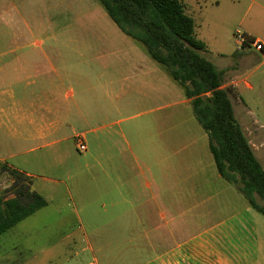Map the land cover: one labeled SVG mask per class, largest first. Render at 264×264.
Listing matches in <instances>:
<instances>
[{"label":"crops","instance_id":"0c3cea01","mask_svg":"<svg viewBox=\"0 0 264 264\" xmlns=\"http://www.w3.org/2000/svg\"><path fill=\"white\" fill-rule=\"evenodd\" d=\"M42 39L12 36L0 51L15 60L0 66V163L28 176L46 206L43 183L64 184L72 204L81 203L73 206L75 229L113 236L97 245L100 256L90 264H264V216L218 173L191 99L145 46L117 25L86 38L96 51H46ZM44 39L58 42L56 34ZM208 60L223 71L234 116L264 168V124L257 125L247 96L255 93L258 103L263 96L264 48ZM11 73L15 90L5 85ZM9 135L29 148L2 151ZM77 135L86 149L73 158L60 143ZM37 151V162L65 180L9 161Z\"/></svg>","mask_w":264,"mask_h":264},{"label":"rangeland","instance_id":"374dc122","mask_svg":"<svg viewBox=\"0 0 264 264\" xmlns=\"http://www.w3.org/2000/svg\"><path fill=\"white\" fill-rule=\"evenodd\" d=\"M180 1L184 3L186 13L194 20L195 36L205 45L202 51L205 58L228 61L230 54L238 48L234 39V32L238 29L264 39V0ZM101 8L98 0H0V51L10 47L8 42L12 36L30 34L43 38L41 48L46 51H50L48 45H56L60 51L73 54L101 49L96 44H90L93 40L86 39L110 34L116 28ZM100 12L104 14L101 17ZM26 24L31 25L33 30L28 29ZM53 34L58 37L56 44L44 39ZM64 35H72L73 41L59 42ZM113 46L112 49H116V44ZM12 60L14 63L11 57L0 58V66ZM12 66L7 64L4 68L12 72ZM8 78L5 85L11 83V88L15 90V75L11 73ZM247 96L253 114L258 119L257 125L264 124V93L260 103L255 93ZM78 136L81 137L77 135L67 143H60L71 149L73 158L80 157L83 152L78 151L75 145ZM6 140L8 145L1 148L2 151L16 153L29 148L28 144L17 142L11 135ZM14 156L9 160L14 165L21 164L37 175L65 180L63 174L58 176V173L47 169L40 161L37 162L39 151ZM46 159L50 160V155ZM76 178L79 179L80 174ZM11 182L9 173L0 168V195L11 196L7 191ZM66 183L71 189V182ZM43 184L49 192V205L41 207L0 235V264H72L75 259L90 264L93 255L100 256L96 251L97 245L112 242L113 236L97 234L92 229L84 232L76 230L73 206L79 209L81 203L74 199L72 204L64 184L55 185L49 181Z\"/></svg>","mask_w":264,"mask_h":264},{"label":"trees","instance_id":"16d2710c","mask_svg":"<svg viewBox=\"0 0 264 264\" xmlns=\"http://www.w3.org/2000/svg\"><path fill=\"white\" fill-rule=\"evenodd\" d=\"M125 34L141 42L191 99L193 114L208 134L218 173L264 216V168L234 116L222 87L223 71L202 55L204 43L180 0H98ZM12 182L10 197L0 195V235L46 205L22 172L0 165Z\"/></svg>","mask_w":264,"mask_h":264},{"label":"built area","instance_id":"2783aa9c","mask_svg":"<svg viewBox=\"0 0 264 264\" xmlns=\"http://www.w3.org/2000/svg\"><path fill=\"white\" fill-rule=\"evenodd\" d=\"M234 39L238 48H253L257 51H261L264 48V44L258 38L239 29L235 30ZM75 145L78 151H84L86 149L82 138L79 136L75 140Z\"/></svg>","mask_w":264,"mask_h":264}]
</instances>
